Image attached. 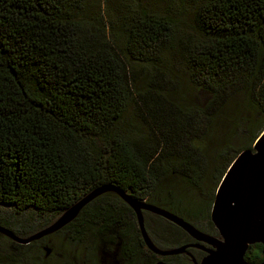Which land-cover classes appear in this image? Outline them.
Instances as JSON below:
<instances>
[{
  "label": "trees",
  "instance_id": "obj_1",
  "mask_svg": "<svg viewBox=\"0 0 264 264\" xmlns=\"http://www.w3.org/2000/svg\"><path fill=\"white\" fill-rule=\"evenodd\" d=\"M102 1L0 0V205L15 215L0 216V226L15 236L40 231L102 185L190 223L191 213L206 221L221 178L244 150L230 145L236 129L223 143L211 140L226 97L242 94L255 114L245 119L247 129L258 124L248 148L264 129V0H199L196 38L187 43H173V20L145 7L112 32ZM170 51L184 58L205 104L201 95L194 106L134 93L129 64H157ZM156 218L167 223L158 240L149 232L156 246H163L161 233L165 247L187 240ZM1 239L14 251L0 253V264L51 257L59 264H187L150 252L133 211L113 192L52 234L28 244ZM28 250L39 260H29ZM244 258L262 261L261 245L249 246Z\"/></svg>",
  "mask_w": 264,
  "mask_h": 264
},
{
  "label": "water",
  "instance_id": "obj_2",
  "mask_svg": "<svg viewBox=\"0 0 264 264\" xmlns=\"http://www.w3.org/2000/svg\"><path fill=\"white\" fill-rule=\"evenodd\" d=\"M115 193L133 211L141 238L146 248L160 258L186 254L190 247L199 248L206 254L195 264H264V129L254 141L251 149L242 150L231 162L221 178L210 209V221L219 238L209 236L194 225L163 208L146 201H138L126 192L111 185L97 187L72 204L57 219L40 231L21 238L0 226V233L19 244H28L52 234L71 222L81 209L98 196ZM151 213L182 229L188 236L201 244H187L162 249L149 237L143 213ZM260 244L263 259L249 263L244 259L249 246ZM46 255L50 249L45 248ZM154 264H170L158 260Z\"/></svg>",
  "mask_w": 264,
  "mask_h": 264
},
{
  "label": "rangeland",
  "instance_id": "obj_3",
  "mask_svg": "<svg viewBox=\"0 0 264 264\" xmlns=\"http://www.w3.org/2000/svg\"><path fill=\"white\" fill-rule=\"evenodd\" d=\"M198 1L199 0H103L102 5L106 19L109 20L108 27L109 29L112 28V32H115L117 26L120 23H124L127 17L136 13L140 7H145L156 13H161L162 16L173 20L175 23L172 26L173 43L178 39L187 43L192 42L196 38V34L194 33L191 24L193 6ZM129 66L132 69L131 72L134 74L135 78L136 89L132 86L135 94L138 91L141 93L149 91L155 98L158 97L167 104L181 103V100H184L187 104L195 106L198 105L197 98L202 94L200 92H204L197 90L190 82L188 73L186 72L185 60L180 52H163L161 54L160 62L157 64L145 65L143 63H132L129 64ZM168 96L170 97V101L166 100L169 99ZM145 99L146 101L148 100L147 97ZM200 101L201 103L205 101L203 104L206 103L204 95H201ZM224 106L225 107L219 114V117L210 124L209 131L214 134L211 140L214 143H223L231 137L233 131L236 129V132L239 131L240 134L235 133L237 137L230 141L231 144L228 142L226 143L233 147V151L251 149L252 145L248 148V145L252 140V135H250V133L257 131L258 124L247 129L245 126V119H252L255 114L244 102L242 94L236 96L234 93H231L226 97ZM153 199L154 198H152V200ZM181 212L185 215L183 211ZM200 214L201 212L191 213L185 217L192 221V223L206 225V222L203 220L204 217L200 218ZM0 216L11 221H14L15 219H13V217H15L14 213L9 210L8 207L1 205ZM23 217L27 218V220L30 219L28 215H24ZM143 217L144 225L148 229L146 231L149 237L151 238V233L153 234V238L158 240V232L161 228L160 224L165 226L167 223L163 220L157 219L156 216L151 213L144 212ZM56 219L57 217L52 218L51 223ZM164 237H166L165 234L161 233V244L163 245L161 248H171L172 245H168L167 247L164 246L166 244L163 241L165 239ZM5 251L12 252L14 249L12 246L4 243L3 239H1L0 253ZM27 254L30 257L29 260H39V257H36L32 250H28ZM47 264L59 263L51 257L47 261Z\"/></svg>",
  "mask_w": 264,
  "mask_h": 264
},
{
  "label": "flooded vegetation",
  "instance_id": "obj_4",
  "mask_svg": "<svg viewBox=\"0 0 264 264\" xmlns=\"http://www.w3.org/2000/svg\"><path fill=\"white\" fill-rule=\"evenodd\" d=\"M210 209H211V207H210ZM205 222H203V223H205L206 225H201V223H191V224L194 225L195 228H197L198 230L204 232L205 234H207L209 236H213L215 238H219V235H218L216 229L214 228L213 224L210 221V213H209V219L206 220ZM196 243L201 244L204 248H211V246H209L205 243L197 242L196 240H194L190 236H188L187 240L182 245L196 244ZM182 245H180V246H182ZM177 247H179V246H177ZM187 252H189L191 254V257L187 256L186 254L179 255L185 259L187 264L198 263L202 259V257L206 254L203 250H201L199 248H193V247L188 248Z\"/></svg>",
  "mask_w": 264,
  "mask_h": 264
}]
</instances>
